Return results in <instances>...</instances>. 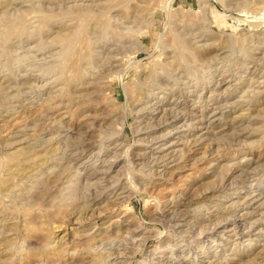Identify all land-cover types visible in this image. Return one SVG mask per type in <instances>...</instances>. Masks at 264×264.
Returning a JSON list of instances; mask_svg holds the SVG:
<instances>
[{"label":"rangeland","instance_id":"rangeland-1","mask_svg":"<svg viewBox=\"0 0 264 264\" xmlns=\"http://www.w3.org/2000/svg\"><path fill=\"white\" fill-rule=\"evenodd\" d=\"M0 39V264H264V0H0Z\"/></svg>","mask_w":264,"mask_h":264},{"label":"bare ground","instance_id":"bare-ground-1","mask_svg":"<svg viewBox=\"0 0 264 264\" xmlns=\"http://www.w3.org/2000/svg\"><path fill=\"white\" fill-rule=\"evenodd\" d=\"M169 1V0H168ZM170 3V2H169ZM206 6V5H205ZM30 10H32L31 8H30ZM30 10H28V12L30 11ZM47 15V14H46ZM23 16H24V13H23ZM22 16V17H23ZM45 19V18H44ZM208 20V19H207ZM16 21V20H15ZM13 21H11L10 23H12ZM17 22V21H16ZM18 24V23H17ZM17 24H15V23H12L11 24V26L10 25H8V27H10V29H9V31H7L5 34V37H8L9 35H12L13 33H15L16 31H17V28L19 27V24L17 25ZM48 28V27H47ZM77 28V27H76ZM17 33V32H16ZM4 37V36H3ZM13 37V36H12ZM68 37V36H67ZM72 37L74 38V37H77V36H73L72 35ZM71 38V36H69L68 37V39H70ZM2 39V38H1ZM0 39V40H1ZM64 39V38H63ZM79 40V39H78ZM2 41V40H1ZM7 41H8V39L6 40V43H7ZM69 41V40H68ZM73 41V40H72ZM74 41H76V40H74ZM73 41V42H74ZM4 42V41H3ZM70 42V41H69ZM68 42V43H69ZM72 42V43H73ZM81 43V42H80ZM4 44H5V42H4ZM75 44H76V42H75ZM75 44H72V46L74 45L75 46V48H74V50H73V52L72 53H70L69 54V56H68V58L64 61L65 62V70H64V75H63V79H64V82L66 81V83H67V85H68V82H72L73 80H78V79H76V78H79L80 76H81V63H82V61H83V59H85V57L87 56V50H86V48H85V44L84 45H75ZM82 44V43H81ZM210 44V43H209ZM3 45V44H2ZM72 46H70V47H72ZM5 47V46H4ZM12 47V46H11ZM206 48V47H205ZM198 49V48H197ZM199 51V50H198ZM62 64V63H61ZM62 66V65H61ZM145 72V71H144ZM63 73V72H62ZM97 75V74H96ZM108 75V74H107ZM143 75V74H142ZM145 76H144V78H143V80H144V82H145V80H147V78H149V75H147V74H144ZM98 76V75H97ZM104 76V75H103ZM151 76V75H150ZM98 77H102V76H98ZM97 78V77H96ZM95 78V79H96ZM9 80H11L10 82H12L13 81V78L12 79H9ZM100 80V79H99ZM101 80H102V78H101ZM150 80V79H149ZM104 81V80H103ZM90 82H92V81H90ZM96 82V81H95ZM101 81H99V83H100ZM101 84H103V83H101ZM141 85V84H140ZM67 89V88H66ZM63 91V90H62ZM66 92H68V90L66 91ZM136 93H138V92H136ZM66 94V93H65ZM129 94V93H128ZM67 95V94H66ZM136 95H138V94H136ZM141 95V94H140ZM64 96V95H63ZM258 96H260V97H263L264 96V92H262V94H259ZM52 97V96H51ZM50 97V99H48L47 100V102H45L44 103V105H43V107H45L46 105L47 106H53V102H54V97H56V96H54L53 95V97L51 98ZM138 98V97H137ZM139 99H140V96H139ZM138 100V99H137ZM138 101H140V100H138ZM139 103V102H138ZM51 104V105H50ZM30 107V106H29ZM23 108L24 109H28V106H23ZM32 108V107H31ZM29 110V109H28ZM70 110V109H69ZM21 111V110H20ZM27 111V110H26ZM18 113V112H17ZM240 118H242L241 117V114H239L238 116H235L233 119H231L230 120V123L232 122H236L237 120H239ZM197 138H199V137H197ZM195 139H196V137H195ZM32 140V139H31ZM38 140V139H37ZM57 141V140H56ZM197 141H198V139H196V143H194L193 144V146L195 145V144H197ZM199 141H201V140H199ZM203 141V140H202ZM18 143V142H17ZM30 143V142H29ZM12 144H14V143H12ZM11 144V145H12ZM14 145H16V144H14ZM48 146L47 147H44L43 148V146L41 147V148H37L36 146H33L32 144H30L29 145V147H25L26 149H24V150H22L21 149V147H20V149L18 148V149H15L16 151H14V152H11V153H9L10 154V156H11V158L12 159H14V161H15V166H12V167H14V168H12V167H9V168H11V169H9L8 170V168H7V170H8V173L9 174H12V175H17V177H20V178H24V177H28V175L32 172L33 174L34 173H36V172H33L32 170L33 169H35V168H37V167H43L47 162H48V159L50 158L51 159V157H49L50 156V154L51 153H54L53 151L55 150V147H56V144H55V142H50V143H48L47 144ZM28 146V145H27ZM15 147V146H14ZM57 148V147H56ZM186 148H188V146L186 147ZM190 148H192V147H190ZM183 149V148H182ZM22 150V151H21ZM191 150V149H190ZM56 151V150H55ZM185 151H186V149H185ZM183 152V154H182V156H181V159H179V157L178 156H176V157H178V159L177 158H175V156L174 157H172L173 158V161H176V165L177 166H179L180 168L181 167H184V165L182 164L183 162H185V160H186V157H187V153L186 152ZM188 151V150H187ZM175 153V152H174ZM55 154V153H54ZM141 154V153H140ZM8 155V154H7ZM53 155V154H52ZM138 155V154H137ZM164 155H168V153H164ZM137 158V157H136ZM169 159V158H168ZM178 160H182V161H178ZM169 162V161H168ZM174 164V163H173ZM182 164V165H181ZM166 166H167V164H166ZM179 167H177V168H179ZM40 170V169H39ZM176 170H173V171H170V172H168L169 173V177L170 176H173V174H174V172H175ZM7 172V171H6ZM98 172H100V171H96V172H94V174L95 175H97V173ZM31 173V174H32ZM104 173H105V171H104ZM30 174V175H31ZM59 174V173H58ZM14 175V176H15ZM99 175V174H98ZM32 176V175H31ZM65 176V175H64ZM63 176V177H64ZM62 177V178H63ZM171 178V177H170ZM21 180V179H20ZM6 181V185H4V188H1L2 190L1 191H8V190H11V188H12V185H13V182H11L10 180H5ZM156 184V183H155ZM14 186V185H13ZM123 190V189H122ZM46 191V190H45ZM44 192V191H43ZM101 193V192H100ZM98 194V195H100V197H101V194ZM97 195V199H98V196ZM132 195V194H131ZM125 198H127V196L125 195V196H121V197H119L118 199H117V202L116 203H114L116 206L117 205H119L121 202H123L124 200H125ZM91 199V198H90ZM94 199V198H93ZM93 199H91V200H93ZM96 199V200H97ZM172 199H174V198H172ZM174 201V200H173ZM172 201V202H173ZM166 202V201H165ZM167 202H169V201H167ZM86 203H89V202H86ZM84 204L82 207H85L87 204ZM92 203V202H91ZM90 203V204H91ZM162 203H163V201H162ZM89 205V204H88ZM88 205H87V207H88ZM92 205V204H91ZM163 205H165L164 203H163ZM156 209V208H155ZM156 211H157V209H156ZM162 212V211H161ZM101 214V213H100ZM91 216H92V214H91ZM9 221V220H8ZM82 221V220H81ZM120 220L117 218V219H115V220H113V222H115V224H113V226L110 228V231L112 232L111 234H110V236H112L113 235V238H114V236H121V234H123L122 232L124 231L123 230V228H124V224H123V222H119ZM4 224V223H3ZM15 224V223H14ZM13 225V224H12ZM126 226H128V224L126 225ZM12 227V229H13V227L15 228V226H8V227H6V228H11ZM127 229H130V227H126ZM17 229V228H16ZM126 230V229H125ZM127 231V230H126ZM2 232V231H1ZM10 232V231H9ZM8 232V233H9ZM14 232V231H13ZM3 235V234H2ZM17 237V236H16ZM108 237H109V235H108ZM4 238V237H3ZM12 241V240H11ZM2 252V251H1ZM122 252V251H121ZM121 252H120V254H121ZM123 254V253H122ZM121 254V255H122ZM119 255V254H118ZM95 256V255H94ZM93 256V257H94ZM96 256H98L99 258H100V256H102L101 254H96ZM9 260V259H8Z\"/></svg>","mask_w":264,"mask_h":264}]
</instances>
